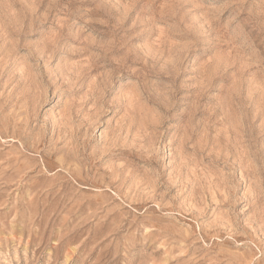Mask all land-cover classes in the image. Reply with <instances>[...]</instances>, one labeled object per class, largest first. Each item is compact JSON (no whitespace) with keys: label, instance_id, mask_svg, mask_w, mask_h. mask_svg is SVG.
Instances as JSON below:
<instances>
[{"label":"rangeland","instance_id":"374dc122","mask_svg":"<svg viewBox=\"0 0 264 264\" xmlns=\"http://www.w3.org/2000/svg\"><path fill=\"white\" fill-rule=\"evenodd\" d=\"M0 264H264V0H0Z\"/></svg>","mask_w":264,"mask_h":264}]
</instances>
